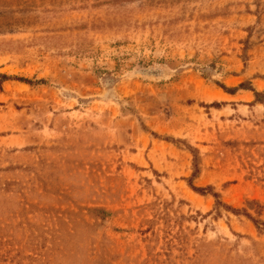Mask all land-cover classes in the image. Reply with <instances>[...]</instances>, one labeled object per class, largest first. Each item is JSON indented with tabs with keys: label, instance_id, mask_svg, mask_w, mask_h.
I'll list each match as a JSON object with an SVG mask.
<instances>
[{
	"label": "rangeland",
	"instance_id": "374dc122",
	"mask_svg": "<svg viewBox=\"0 0 264 264\" xmlns=\"http://www.w3.org/2000/svg\"><path fill=\"white\" fill-rule=\"evenodd\" d=\"M0 75V264H264V0H0Z\"/></svg>",
	"mask_w": 264,
	"mask_h": 264
},
{
	"label": "trees",
	"instance_id": "16d2710c",
	"mask_svg": "<svg viewBox=\"0 0 264 264\" xmlns=\"http://www.w3.org/2000/svg\"><path fill=\"white\" fill-rule=\"evenodd\" d=\"M0 78L1 79H7V77L5 76V75H0ZM226 90V89H225ZM255 94V96H256V98L259 96V93H254ZM193 190H195L196 192H202L203 190H205V189H199V188H195V189H193ZM255 226L257 227V229H258V225H257V223L255 222Z\"/></svg>",
	"mask_w": 264,
	"mask_h": 264
}]
</instances>
